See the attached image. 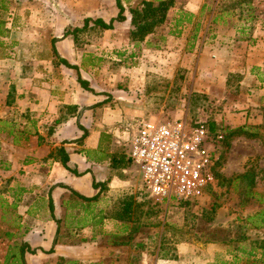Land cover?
<instances>
[{
  "label": "crops",
  "instance_id": "obj_1",
  "mask_svg": "<svg viewBox=\"0 0 264 264\" xmlns=\"http://www.w3.org/2000/svg\"><path fill=\"white\" fill-rule=\"evenodd\" d=\"M256 1L173 0L164 41L146 37L137 52L125 16L105 31L124 26L126 43H74L64 32L94 18L71 0L36 23L42 43L27 28L16 32L7 14L13 41L0 50V264H240L244 257L264 264V197L255 193L237 197V236L227 243L197 235L193 226L173 231V205L191 208L194 222H218L223 205L212 204L213 219H204L207 192L191 202H153L162 216L144 237L140 176L124 148L126 127L165 107L148 96L179 78L186 108L166 111L185 122L193 112L205 124L216 160L222 157L218 176L231 179L233 193L248 190L244 176L254 177L251 190L260 189V170L241 166L264 137V22L253 12ZM181 13L188 22L175 27ZM149 80L156 88L147 93ZM222 182L214 178L212 189ZM244 200L262 201L259 223H251Z\"/></svg>",
  "mask_w": 264,
  "mask_h": 264
},
{
  "label": "rangeland",
  "instance_id": "obj_2",
  "mask_svg": "<svg viewBox=\"0 0 264 264\" xmlns=\"http://www.w3.org/2000/svg\"><path fill=\"white\" fill-rule=\"evenodd\" d=\"M7 1V9L6 11L2 14V16L4 17L5 21L7 22L6 18H11L12 16L7 15L8 13L13 14V23H14V27H17L18 30H16V32H22V30L24 28H27L29 30H31L30 32L33 33V36L36 37L37 41H40V43H42V40H44V35H42L41 32H39L38 25H36V23H38L39 21H41L44 17H47L49 19H51L50 16H48V14L51 12V14L55 13V8L59 9L61 7V3L63 4H68L69 0H65V1H60V0H22V1H10V0H6ZM142 0H120V3L123 6V15L127 18L130 19V13L129 10L133 9L135 7H139V3ZM24 2V3H22ZM72 3H74V7L80 8V9H84V10H88V11H92V13H90V15H92V18L94 19H103L104 21H108L109 18H112L115 16L116 14V8L114 6V0H71ZM256 5L253 12L256 14L255 17L259 18L260 20H262V22H264V0H257L256 1ZM20 14V15H19ZM29 14L33 17H31L33 20L28 23V16ZM91 19V18H90ZM35 30L38 31V33H34L36 32ZM124 26H119L118 28L112 30L111 32L109 31H105V30H101L98 29L97 27H90L88 31H83L82 33H78V41L79 43H88L90 41H92V43H103V39H107L110 40L111 42L108 43H126L125 40V36H124ZM29 32V35H30ZM167 32V23H162L161 25L157 26L154 30L153 33L151 35L148 36L149 41H151V43H162L164 41V36L163 34H165ZM28 36V35H27ZM16 38L20 39V36H15ZM23 37V36H22ZM2 43H10V41L12 42V38H8V36L6 35L5 38H2ZM36 43H39L37 42ZM105 43V42H104ZM107 43V42H106ZM141 44V43H140ZM140 44L137 48H134L135 52H137L138 50H140ZM1 55V54H0ZM127 62V61H126ZM181 81L180 79L176 78L175 81H173L175 84L178 85V82ZM154 81L149 80L148 81V92H151L153 90V88H156L155 84H153ZM172 84L171 86H169L168 84L165 85L164 88H158V95H150L148 96V102L152 103L154 105H165V107L162 109V111L158 110L157 111H148L146 113V116H144L143 121H160L161 123L164 122H171L173 120H175V118L172 117L171 115V111H166L167 107H171V108H177L178 110L183 111V109L186 108V94H183L182 96L179 97L178 99V90L175 91V84ZM164 85L162 84L161 87H163ZM168 91V93H167ZM177 93V94H176ZM155 109L157 108L156 106L154 107ZM150 114V115H149ZM190 116L189 118L191 120H186V122L190 125L198 122L199 120H193L192 119V114L193 112L189 113ZM195 115V114H194ZM176 120H181L179 118H176ZM138 126V122H133L130 127H126V134H125V139H124V148L127 154V158L129 159V151H130V140L133 136V134L135 133L136 127ZM211 139H207L208 143H211L210 141ZM259 143L260 147L257 144H253L250 145V150L251 153L250 155V159H248L247 161H245L243 164H241V166L243 168H248V169H259L260 170V175H256V177L258 179H260V189L255 192V195H260L264 197V137L262 138V140H260ZM209 149L211 150V152L214 155V149L212 148L211 144H209ZM242 150L241 148H238ZM243 152V151H241ZM216 154V153H215ZM217 155V154H216ZM214 155V156H216ZM222 155V154H221ZM218 156V155H217ZM222 159V157L220 158ZM219 159V161H217L218 165L216 166V162L214 164V172L215 174L217 173V170L219 168H221V160ZM131 165L134 166V164L130 161ZM135 167V166H134ZM262 172V173H261ZM230 183H225L223 182V184L220 186V188L213 190L211 186H208V188L205 190L204 194L207 192V197H208V205L206 208L205 213H203L204 215V219H209L212 220L214 217V214H212L211 212V205H223L222 210H219V216L217 217L216 221L214 224H207L204 223L203 221L198 220L197 221H193L192 219H190V209L191 208H187L185 210V212H183V209L179 206L173 205L171 206V219L173 220V231L176 232V236L178 235L177 232L183 231V230H187L193 228L195 229V233H197V235H202V233H204L205 237H210L213 240H219L222 242H229L231 237H236V227L231 225L234 222V218L237 217V214L239 212L238 206H237V192H232L230 190ZM140 193H141V200L143 203V207H142V212H146V214L144 215V223H143V234L144 237L145 236H149L151 237V232L153 233L154 230H152V228H154V225H156L158 223V217L159 219H161L162 216V212L163 209L161 207H157V204H153V201L151 199H149L146 195V193L144 192L142 185L140 188ZM203 194V195H204ZM200 198V197H199ZM239 198V197H238ZM198 199V198H197ZM196 199V200H197ZM194 200V201H196ZM262 201L258 202L255 200H247V207L246 209L251 211L249 215H252V221L251 223H259L260 222V217H259V210L263 209L259 206H257V204L261 203ZM163 203V202H162ZM261 208V209H260ZM189 209V210H188ZM241 210V209H240ZM198 212V210H197ZM258 212V214H257ZM186 216V225H183V218L184 216ZM240 215V214H238ZM250 217V216H249ZM203 219V220H204ZM208 221V220H207ZM193 222V224H192ZM190 224L188 226V224ZM241 225V224H240ZM245 227L246 224L244 225ZM156 227V226H155ZM243 227V228H245ZM240 233V232H239ZM189 235H192L191 233H187ZM203 236V238H205ZM151 241H148L147 245L148 247H151L152 244L150 243ZM244 245H247L246 243ZM246 249V246H244ZM240 264H249L250 259L249 257L247 258H241V260L239 261Z\"/></svg>",
  "mask_w": 264,
  "mask_h": 264
},
{
  "label": "built area",
  "instance_id": "obj_3",
  "mask_svg": "<svg viewBox=\"0 0 264 264\" xmlns=\"http://www.w3.org/2000/svg\"><path fill=\"white\" fill-rule=\"evenodd\" d=\"M203 122L140 121L130 140L129 161L154 203L191 202L214 181L215 156Z\"/></svg>",
  "mask_w": 264,
  "mask_h": 264
},
{
  "label": "trees",
  "instance_id": "obj_4",
  "mask_svg": "<svg viewBox=\"0 0 264 264\" xmlns=\"http://www.w3.org/2000/svg\"><path fill=\"white\" fill-rule=\"evenodd\" d=\"M173 5V0H158L156 2H152V1H146V0H142L139 3V7H135L133 9L129 10L130 13V19H129V25H130V29L128 31V41L130 43H132V47L137 48L139 46L140 43H142L146 37H148L149 35H151L153 33V30L161 25L165 18H166V13L168 11V9L170 7H172ZM114 6L116 8V14L114 17L109 18L107 22H103L101 19H84L82 22V26L80 28H73L71 31L66 30L64 32V35H66L67 33H71L73 39H74V43H79V39H78V33H82L83 31H88L89 28L92 27H97L98 29L101 30H110L113 27L114 23H121L125 20V17L123 15V6L120 3V0H114ZM7 9V1L6 0H0V50L3 49V43L1 41V38L6 36V27H5V19L2 16V14L6 11ZM189 19V15L186 13H181L178 17V19L175 21V27L178 26L181 22L180 21H185L186 23L188 22ZM91 24V26L89 28H87L88 24ZM171 33V32H170ZM173 33V32H172ZM53 42L54 39H51V51L52 54L58 58V56L56 55V51L54 49L53 46ZM60 63L63 64L65 67L76 70L75 66H71L69 64H67L65 61L60 60ZM179 79V78H178ZM76 81L77 83L80 85L81 88H83L84 90L90 91V89H88L87 84L85 81H82L79 76L76 77ZM175 84V83H174ZM175 91L178 90V86L177 84H175ZM235 134H238V131H234ZM208 138L210 139H215V137L210 136L209 135V131H208ZM59 156H60V164L66 168V161H67V157L65 155V153L61 150L58 149L57 150ZM221 160V159H220ZM217 161H219V159H217L216 162V166L218 165ZM219 174L214 172V178L219 177V180L225 183H230L231 179H221L220 176H218ZM253 178L251 176H244V183L246 182V184L248 185L247 188L248 190H239L237 191V196L239 198H243L246 196H251V194H254V190H251L252 188V184H253ZM222 182V184H223ZM221 184V185H222ZM244 202L246 203L247 200ZM49 209L51 210L52 207L50 205ZM211 212H213V208L211 209Z\"/></svg>",
  "mask_w": 264,
  "mask_h": 264
}]
</instances>
